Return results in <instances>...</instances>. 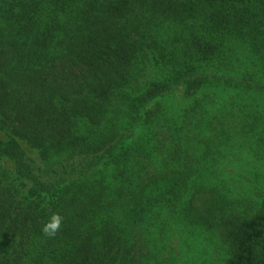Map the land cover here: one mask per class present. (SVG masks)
<instances>
[{
  "label": "trees",
  "instance_id": "1",
  "mask_svg": "<svg viewBox=\"0 0 264 264\" xmlns=\"http://www.w3.org/2000/svg\"><path fill=\"white\" fill-rule=\"evenodd\" d=\"M218 92L264 162V0H0V264H151L196 231L264 264V173L205 167L237 143Z\"/></svg>",
  "mask_w": 264,
  "mask_h": 264
},
{
  "label": "rangeland",
  "instance_id": "2",
  "mask_svg": "<svg viewBox=\"0 0 264 264\" xmlns=\"http://www.w3.org/2000/svg\"><path fill=\"white\" fill-rule=\"evenodd\" d=\"M231 93L218 92L217 95H214V93L209 94L211 97L209 100L212 103L207 107L210 114L208 118L213 122L215 117L222 118L228 115L230 128L233 131L232 134L235 135L234 138L237 143L228 152H224V148L219 147L217 144L214 151L215 155L213 154L212 157L208 158L205 167L211 172L220 173L222 179L225 180L229 187H237L240 190L237 191L238 193L243 190V187H251L254 191L260 190L264 179L263 183L258 180L247 184L241 182L243 175L251 174L255 170L264 173V162L255 157L251 141L249 142V139L238 141L237 136V133L240 132L241 122L245 118L244 116L250 113L246 107L251 101L250 98H243L242 95H238L236 92ZM182 104L180 97L171 103L175 111ZM7 136L8 134L1 130L0 126V137L6 138ZM255 194L253 193L250 198V200H254L252 205L254 211L251 210L253 212H256L260 204ZM184 237L175 235L171 236L167 241H162L159 245L161 250L159 261L151 264H221L220 260L221 257H224V251L221 242L213 234L196 231L194 236L182 239Z\"/></svg>",
  "mask_w": 264,
  "mask_h": 264
},
{
  "label": "clouds",
  "instance_id": "3",
  "mask_svg": "<svg viewBox=\"0 0 264 264\" xmlns=\"http://www.w3.org/2000/svg\"><path fill=\"white\" fill-rule=\"evenodd\" d=\"M64 217L59 213H53L48 220L42 225L41 232L48 238H55L61 229Z\"/></svg>",
  "mask_w": 264,
  "mask_h": 264
}]
</instances>
